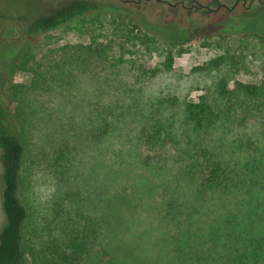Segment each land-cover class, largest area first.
I'll return each instance as SVG.
<instances>
[{"label": "trees", "instance_id": "trees-1", "mask_svg": "<svg viewBox=\"0 0 264 264\" xmlns=\"http://www.w3.org/2000/svg\"><path fill=\"white\" fill-rule=\"evenodd\" d=\"M99 11L73 0L0 39L19 50ZM109 11L85 43L22 52L5 77L25 73L27 85L0 79V264H264V78L235 80L234 56L222 54L190 70L196 100L149 87L173 69L179 43L163 47L129 13ZM94 67L98 85L84 92ZM107 142L118 144L112 188L80 183L82 155ZM29 158L55 182L38 226L20 197ZM140 210L153 213L149 226Z\"/></svg>", "mask_w": 264, "mask_h": 264}, {"label": "rangeland", "instance_id": "rangeland-1", "mask_svg": "<svg viewBox=\"0 0 264 264\" xmlns=\"http://www.w3.org/2000/svg\"><path fill=\"white\" fill-rule=\"evenodd\" d=\"M70 1L73 0H0V37L3 33L12 31L13 36L21 33L19 27L22 22L30 21L39 15L49 14ZM92 1L99 4L98 13L87 14L49 32L30 36L24 40L19 50L15 47L8 48L5 41L7 37L2 36L0 79L10 72L12 65L17 63L24 51L39 56L66 44L85 43L86 31L91 27L92 21L107 20L112 14L110 9L129 13L141 30L155 37L163 47L166 42L179 43L173 48L175 54L173 69L161 74L149 87H184L183 92L187 94L188 100H196L200 92L193 90V87H198V84L190 70L222 54L234 56L235 80L257 84L264 78V42L256 37L264 36V0H244L245 2L240 1L235 6L236 0H197L210 9H216L215 2L225 5L226 8H220L214 12H201L194 9L191 13L179 5L177 10L170 7L168 3H174V0ZM10 38L13 42L17 39ZM158 61V56L154 57L153 63ZM96 73L94 67L83 76L80 87L84 92L97 87ZM5 80L27 85L30 77L25 73L15 72L9 78L5 77ZM64 111L73 119L78 121L81 119L77 108L72 107ZM117 148L118 144L114 142L88 148L79 163V182L88 187L105 184L112 188L114 176L108 164ZM123 149L126 150V147ZM32 161L34 160L29 158L27 170L23 173L24 181L20 197L31 213L32 225L38 226L42 218L47 215V208L55 192V182L51 174L37 168L32 170ZM169 164L167 162L168 166ZM152 180L155 182V179ZM144 197V200H154L149 193ZM137 215L142 220L148 221V226L151 224L149 221L154 218L149 210H140ZM4 223L0 181V230ZM141 225L147 227L143 223ZM154 228L153 231H159L160 225H154Z\"/></svg>", "mask_w": 264, "mask_h": 264}, {"label": "flooded vegetation", "instance_id": "flooded-vegetation-1", "mask_svg": "<svg viewBox=\"0 0 264 264\" xmlns=\"http://www.w3.org/2000/svg\"><path fill=\"white\" fill-rule=\"evenodd\" d=\"M157 1L160 2L161 0H157ZM240 1L245 2L244 0H236L234 6L236 4H238ZM185 4H187V5H185ZM168 5L172 8H174L175 10H177V7L179 5V6L183 7V9L186 10L188 13H191L194 9L199 10L201 12H207V11L214 12L220 8H226L225 5L218 3V2H215L216 9H210L208 6H206V5L204 6V5L200 4L197 0H174V3H168ZM249 6H250V4H249ZM228 10H232V9H228Z\"/></svg>", "mask_w": 264, "mask_h": 264}]
</instances>
